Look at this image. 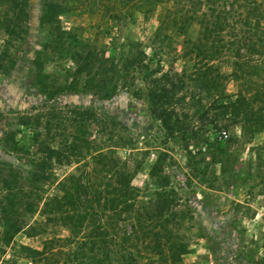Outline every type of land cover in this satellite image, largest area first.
Segmentation results:
<instances>
[{
  "label": "trees",
  "instance_id": "obj_1",
  "mask_svg": "<svg viewBox=\"0 0 264 264\" xmlns=\"http://www.w3.org/2000/svg\"><path fill=\"white\" fill-rule=\"evenodd\" d=\"M66 1L43 0L42 50L71 60L73 76L84 77L95 94L108 97L117 84L123 86L143 103L163 136L185 150L206 141L205 126L225 134L235 126L243 134L264 131L262 1L92 0L97 13L104 14L108 4L114 8L106 16L113 23L155 15L157 29L165 30L167 54L173 52L181 62L179 70L158 55L149 59L137 41L111 38L101 49L81 42L60 25L70 8ZM0 16L6 39L20 38L27 27L25 0H0ZM106 49L115 56L108 57ZM5 57L0 53V70ZM227 82L233 86L230 93ZM20 125L31 126L34 150L25 151L24 170L0 164L1 248L19 233L32 238L50 226L65 235L52 233L39 249L21 245L20 255L29 264H182L186 249L178 232L187 211L177 210V192L163 172L161 155L148 171L157 191L140 202L131 181L142 161L131 153L147 156L148 149L137 147L109 115L51 108ZM118 149L129 150L127 158L116 155ZM70 167L75 172L66 171ZM56 170L64 173L58 177Z\"/></svg>",
  "mask_w": 264,
  "mask_h": 264
},
{
  "label": "rangeland",
  "instance_id": "obj_2",
  "mask_svg": "<svg viewBox=\"0 0 264 264\" xmlns=\"http://www.w3.org/2000/svg\"><path fill=\"white\" fill-rule=\"evenodd\" d=\"M260 1L264 4V0ZM66 2L70 8L60 16V25L81 42L101 49L111 38L118 42L137 41L149 59L158 55L167 61L165 65L173 62L175 69H180L181 62L174 60L175 54H167L165 30L157 29L155 15H137L132 23H113L106 17L114 9L110 4L101 14L95 11L92 0ZM42 3L43 0H25L27 27L20 38L9 41L0 25V53L6 55L0 70V164L26 169L25 151L32 152L34 146L31 126L20 125L24 118L64 107L109 115L137 141V147L148 149L147 156L131 153L132 159L142 161L131 181L138 201L146 202L157 191L148 171L158 155L163 158V172L177 192V210L187 211L178 232L186 249L182 264H264V131L243 134L235 126L219 139L221 131L213 132L205 126L206 141L192 142L186 150L168 141L159 124L145 115L143 103L126 94L123 86L117 84L108 97L95 94L84 85V77L73 76L71 60L53 50H42L47 34ZM105 21L111 24L106 26ZM106 52L108 57L115 56L110 50ZM225 88L230 93L233 86L227 82ZM229 138L234 141L228 143ZM128 153L126 149L116 151L120 157L127 158ZM67 169L75 172L73 167ZM55 172L58 177L64 173ZM40 231L44 234L32 238L19 233L8 247L0 246V264H29L20 255L21 245L39 249L52 233L65 235L50 226Z\"/></svg>",
  "mask_w": 264,
  "mask_h": 264
},
{
  "label": "built area",
  "instance_id": "obj_3",
  "mask_svg": "<svg viewBox=\"0 0 264 264\" xmlns=\"http://www.w3.org/2000/svg\"><path fill=\"white\" fill-rule=\"evenodd\" d=\"M225 137H226V134H225L224 132H221V134L218 135V138H219V139H223V138H225Z\"/></svg>",
  "mask_w": 264,
  "mask_h": 264
}]
</instances>
